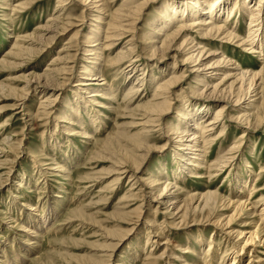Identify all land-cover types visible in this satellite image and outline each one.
<instances>
[{
    "label": "rangeland",
    "instance_id": "1",
    "mask_svg": "<svg viewBox=\"0 0 264 264\" xmlns=\"http://www.w3.org/2000/svg\"><path fill=\"white\" fill-rule=\"evenodd\" d=\"M25 1L29 3L24 5ZM28 1L0 0V61L3 58L7 59V62H0V260L13 261L17 250L22 249L19 254L23 255L27 246L33 243L34 239H31L27 231L21 229V224L29 222L31 207L38 206V211H35L38 214L36 219L41 216L47 217L49 214H52V217L42 226L45 230L43 229L39 238V249L31 251L27 258L24 256L26 258L24 264H143L150 256V251L155 253L156 257L165 252L158 264H201L203 261L199 260L200 256L207 254L206 249L213 239L215 241L213 251L216 252V256L211 264H219L223 255H225L223 264L235 262L236 255L237 264H264V234L261 239L245 242L249 234L260 225V223L256 225L257 221L264 217L261 215L262 201L257 202L264 195V121L256 123L254 129L245 124L241 125V121L239 124V120L238 122L227 120L226 133L215 140V144L209 149V158H215L222 146L227 150L233 142L244 139L239 148L241 153L238 151L229 162L230 165L215 171L217 175L213 174L215 176L212 178H208L209 173L206 175V168L197 167L195 172H200L201 178L188 175V172L182 178L187 180L186 183L181 182L185 187L186 195L188 192L200 195L210 189L217 190L220 195L233 196L234 189L237 190L233 181L234 173L238 172L239 176L249 177L248 191L242 195V199L247 200L248 206L237 214L233 213V206H224L219 202L208 215L206 211L191 210L183 220L179 217L181 213L176 214L174 221L172 215H168L165 202L155 197L159 192H156L157 189L163 187L164 183H160V186L156 185L158 188L156 190L153 188L152 194L146 195L144 200L141 191L145 185L148 186L147 191L155 186L145 183V180H149L151 174L162 171L161 167L165 162L168 163L170 175L172 168L177 164L174 158L179 152L178 143L171 142L173 139L177 140L176 135H171V132L169 135L160 133L161 129L159 130L158 127L154 128L153 139L148 140V147L144 151L136 152L139 155L135 161L137 164L144 158L138 171L135 164L131 165L130 173L126 172L125 175L122 173L117 182L113 179L121 170L116 174L108 172L120 158L121 151L130 149L129 143L134 144L130 137L134 136L139 127L121 126L127 124L126 122L134 121L133 118L141 120L145 115L144 102L152 95L155 84L162 78L153 81L155 74L160 75V68H165L167 65L176 64L177 69L181 67V70L184 67L182 62L185 58L183 55L185 49H178V54L175 52V47L166 55L158 51L152 53L145 47L146 42L149 41L147 38L152 32L151 23L157 19L160 9L167 3L190 0H151L136 24V39H138L136 42L139 45L130 56H128L129 52L128 55H123L125 58L119 55V51L133 42L129 41L133 31L116 36L114 44L105 47L100 58L85 51L89 43H97V41L86 42L89 36L94 39L100 38L104 46L109 42L105 40L107 32L111 31L107 22L108 24L112 22V14L121 6L123 0L113 2L108 0V11L104 16L101 15L103 17L101 21L97 18L99 11L92 6L87 8V5L80 0H66L63 5L58 4V0ZM21 2L23 4L19 5ZM256 3V0L252 1V4ZM245 13L234 14L233 19L230 17L228 23L232 29L238 31L241 38L247 36L249 27L248 12ZM261 14L264 16V3L261 5ZM55 16L58 19L53 20ZM53 21L56 24L52 23ZM51 23L58 26L56 31L59 33L51 43H48L44 38L53 34L51 29L46 28L47 24L51 25ZM231 23L235 24V27H232ZM96 25L100 27L98 30ZM263 27L261 31L264 30ZM194 29L190 35L195 38V42L205 46L207 50L215 51L220 47V51L222 50L244 69L257 71L261 68L264 56L259 55V51L250 52L237 40L227 41L221 36L204 39L196 28ZM77 32L79 33L76 34ZM263 37L262 32L259 38L264 39ZM160 39H163V36ZM15 43L16 45L23 43L26 47L24 53L16 58L17 60L6 55L8 51L17 49L14 48ZM39 46L42 48L37 50ZM57 52L61 55L67 53L65 55L67 61L65 59V62L57 61L56 57L59 55ZM143 64L147 66L145 70ZM87 65L91 68L98 67L99 73L102 74L100 78H105L108 84H114L119 91L116 100L111 104L112 107L101 108L96 106L95 102L89 101L86 110L77 115L80 116L83 125L89 127L87 130L92 137L88 139L80 134L70 135L73 131L69 128L76 126L65 123L64 117L70 116L68 112H72V105L76 104L77 98L84 101L89 99L86 97L88 93L82 91L84 88L79 89L76 85L80 83L81 78L89 77L88 71L83 68ZM136 66L137 68L130 75L132 77H127L129 75H125L126 71ZM55 67H60L61 70H55ZM55 72H58V75ZM36 75L42 76L38 79ZM137 76L140 79L145 76L151 84H147L146 91H139L141 93L139 98L136 96L125 98L129 87L127 82ZM47 77L50 82L46 81ZM215 80L214 78L209 83H215L217 81ZM37 81L41 84H50V89L37 86ZM100 81L102 80L98 82ZM230 81L232 79H229L225 85ZM143 87L145 88L144 85ZM181 88V85L175 88L177 94L182 95L178 97V101L173 100L172 107L165 115L167 116L166 119L164 118L165 122L176 119L174 115L182 109V105H186L189 96H192L189 99L191 101L211 105V117L215 115V108L224 103L222 100L218 101L216 97L207 100L203 95L195 99L194 92L201 87L194 76L185 79L184 91ZM253 94L255 92H251L250 99L243 98L242 102L232 101L231 105L228 104L231 109L225 110L230 111L234 116L250 114L251 121H255L264 112L258 111L256 104L254 107L247 105L249 100L258 97L252 96ZM130 100L132 102L128 104ZM188 104L190 105V101ZM126 106H129L130 110L126 109ZM245 106L246 110L243 109ZM195 109L200 108L195 107ZM93 119L96 126L91 122ZM122 130L126 132V136L119 133ZM217 133L219 134V130ZM243 133L244 136H241ZM169 137L171 140H168ZM247 160L249 162H246ZM59 164L64 168L57 169L56 165ZM64 169L70 171L69 176ZM135 171L143 181L131 185L132 188L130 184L134 181H131L133 177L131 179L129 175ZM170 179L172 180V177ZM252 190L251 198L247 199ZM131 193L135 196L122 198ZM175 193L178 195V192ZM178 196L184 197V195ZM143 201V208L137 209ZM122 204H127L125 209L128 212L123 219L118 217V212L121 211L119 207H122ZM252 211L255 212L249 214ZM152 217L162 226L161 232L150 231L152 237L150 239H156L153 247L152 241L146 244L147 232L152 229L147 230L149 227L147 219ZM229 218H231L230 223L224 225ZM240 231L244 232L243 235L237 236ZM115 243L118 244L113 247ZM179 246L189 247L186 248L188 251L185 252Z\"/></svg>",
    "mask_w": 264,
    "mask_h": 264
},
{
    "label": "bare ground",
    "instance_id": "2",
    "mask_svg": "<svg viewBox=\"0 0 264 264\" xmlns=\"http://www.w3.org/2000/svg\"><path fill=\"white\" fill-rule=\"evenodd\" d=\"M64 1L66 0H58L57 2L58 4L63 5ZM80 1H82L84 5H87V8L89 6L90 7L92 6V7H95L97 11H99V14L97 16L99 21L103 19L101 15L104 16L105 14H107L106 11H108V7H109L108 0H80ZM113 1L115 0H111V2ZM252 1L253 0H190V1L181 2V3H173V4L167 3L164 7L160 9V13L157 19L151 23L152 32L150 33L149 38H147L149 39V41L146 42L145 45L147 46L145 47H147L149 51H152V53H157L158 51V52H162L163 54H166V53L168 54L170 51H172V49H175V47H176L175 52L178 54H179L178 49L179 50L180 48H183V50L185 49L183 52L184 53L183 55H185V58L183 59V62H182V64H184V67L181 70V67L177 69L176 64H173V66L167 65L165 68H160L159 70L160 75L162 76H160L159 74L157 75L155 74V78L153 77V81L156 78H160V77L162 78L158 80V82L155 84L152 95L144 102V108L146 110L145 115L142 117L141 120H137L136 118H133L134 121L126 122L127 124L125 125L123 124V126H121V127H127V128L128 127L130 128L139 127L138 131L134 133V136L130 137V140L134 144L129 143V145H131V147H129L130 149L121 151V156L119 155L120 158L117 157L118 161H116V163L112 165V168L108 170V172L116 174V173H119L121 170L120 174H117L116 176H114L115 178L113 179V181L117 182L120 179V175L122 173L123 175H125L126 172L127 174L130 173L131 168L129 169V167L131 165L135 164V167L137 168L135 169L138 171V169L140 168V166L142 165L144 161V158L141 159L140 162L137 164L135 161L139 155H137L136 152L144 151V149L148 147V140L153 139L152 133L155 127H158L159 130L161 129L160 133L164 132V133H168L169 135V132H171V135L175 134L177 140H174V139L171 140L170 137L168 139V140H171V142L178 143L177 150H179V152L177 153V157L174 158V161L177 164L175 167L172 166L174 168L171 167L172 174L170 175L169 173L170 170L168 171V163L165 162L161 167L162 171H159V173L157 174H151L148 178L149 180L144 179L145 183L147 182V184L149 183L150 185L152 186L155 185V186L152 187V189H150L149 191H147L146 188H148V186L146 185L143 190L141 189L142 191L139 190L143 192L141 196H144L143 198L145 200L146 195H148L149 193L152 194L153 188H155L154 190H156L158 186H160V183L161 184L164 183L163 187L161 186L159 187V189H157L156 192L158 191L159 192L155 195V197H158L159 199L161 198V201L165 202L166 209L169 212L168 215L170 216L172 215L171 217L174 218V221L176 220L175 218L176 214L181 213L179 217L181 220H183L191 210L195 211L199 209L202 211H206V214L208 215L209 211L214 206H216L219 202H221L224 206H230V205L233 206V209H234L233 213H236V214L243 211L248 206L246 204L247 200L244 201L242 199L243 197L242 195L243 193H246L248 191L247 185H248L249 177H246L245 175L239 176L237 174L238 172L234 173L233 181H235L234 186H236L237 190L234 189L235 195L233 196H230V195L224 196V194L220 195L217 190L214 191L210 189L205 191L204 193H200V195H196V193L191 194L190 192H188V195H186L185 187L181 185V182L186 183L187 180L182 179V178L186 175L187 172L189 173L188 175H193L194 177L202 176L200 175V172H195L197 170L195 169V167H197L198 169L206 168L207 170L206 175L209 173L208 178L214 177L215 175H217L215 174V171L221 170L223 169V167H227L231 159L236 156V153L238 151L240 152L239 148L241 144L244 142V139H240L239 141L235 143L233 142L231 145L228 146L227 150L223 149V146H222V149L220 148L215 158H211V159L209 158L210 157L209 149L212 148V146L215 144V140L222 137L226 133V129L228 126L227 120H230V121L237 120L236 122H238L239 120V124L242 123L241 125L245 124V126L247 125L254 129L257 126L256 123H261L264 121V113H262L263 114L262 116H258L255 121L253 120L251 121L250 114L245 113L246 115L243 114V115L234 116V114H231L230 111H226L227 108L228 109L230 108L228 104H230L232 101L238 103V102H242L243 98L250 99L251 92H255V94H253L252 96H258V97L256 99L249 100L247 105H251V107L252 106L254 107V104H256L255 106L257 107V110L258 111L262 110V112H264V61L259 70L257 71L246 70L243 67H241L234 59L228 57L222 50L220 51L219 50L220 47L216 49L217 51L216 50L212 51V49L207 50L205 46H201L200 43L195 42V38L192 37V35H190L193 32L192 30L196 28V31L204 39L206 38L214 39L216 36L217 37L221 36L223 39L226 38L227 41L237 40L239 44H242L243 46L247 47L248 50H250V52L259 51V55L263 57L264 56V39L259 38V37L262 32L264 33V30L261 31V28L263 27L262 24L264 22V16H262L261 14V5H263L264 0H256L257 1L256 4H252ZM150 2L151 0H123L121 3V6L117 8L112 14V19H111L112 22H109V24L107 22V25L110 26L109 29L111 31L107 32L108 34H106L105 38L106 37L107 38L105 40H108L109 42L104 46V43H102L103 41L101 42L100 38L94 39L91 36H89V38L86 37L88 38V41L86 42L97 41V43L96 42L89 43L90 45H87V48H85V51H89V53L92 55L96 54L95 56L100 58V56L104 53V48L105 47L108 48L114 44L116 40L115 39L116 36H122L124 33L133 31L131 35L132 37L129 39V41H133V42L128 43L127 48L124 47L122 50L119 51V55H121L123 58H125L124 57L125 55H128V52H129L128 56H130V53L135 52L136 48L139 45L136 42L138 40L136 39L137 38L136 24L138 20L140 19L142 12L145 10L147 6H149ZM26 3L27 2L25 1L24 5ZM21 4H23V2L19 3V5ZM251 5H253V7H251ZM245 12H248V16H249L248 26L249 27L247 29V32H248L247 36L245 38L244 37L241 38L240 37L241 35L238 34V31L236 32L234 28L232 29L228 25V23L231 19L230 17H232L233 19L234 14L236 13L241 14ZM55 17L53 20L58 19V17L56 18ZM52 23H55V21H53ZM52 23L51 25L47 24L46 26V28H49L48 30L51 29L50 31L53 32L52 35H49L48 37L44 38V40L48 43H51L52 40H54V38L59 33L58 31H56L58 26L52 25ZM234 25L232 27H235ZM53 26L55 27L52 30ZM99 28L100 27L97 26V30ZM78 33L79 32H77L76 34ZM162 36H163V39H160ZM92 38L94 40H92ZM158 40H161V41H158ZM66 43H69V42H66ZM16 47L17 49L8 51V54L6 55L7 56L10 55L11 58L13 57L16 59L19 55L21 56V54L24 53V50H26V47L23 43L16 45L14 48ZM62 47H60L61 48L60 50L63 49ZM41 48L42 47L39 46L37 50H40ZM125 48L126 50H124ZM94 50H99L100 53L99 51H94ZM65 55H67V53ZM65 55H61V54L57 55L56 57L57 61L60 62L62 60L64 61V59L66 60ZM175 57L177 58V56ZM119 61H122V60H119ZM0 62H7V59L3 58L1 59ZM187 62L188 64H186ZM114 63L115 62H113V64ZM120 65L118 66L120 67ZM122 67H124V65ZM143 67L145 70L147 66L143 64ZM83 68L86 71H88L87 75H89V77L81 78L79 80L80 83L76 85L79 87V89L84 88L82 89V91L85 90V92L88 93L86 97H89V99L87 101L86 100L84 101L76 97L77 98V100L75 98L76 104L72 105V110H71L72 112H68L70 116H64V117H65V123L71 126H76L75 128H69L70 130L73 131L71 132L70 135L80 134L82 137H85L88 139L92 137V134L90 133V131L87 130L89 127L86 128V126L83 125L84 123L81 121L80 116H77V115H79L81 112L86 110L85 107H87V103H89V101L91 103L95 102L96 103L95 105L101 108L112 107L111 104L113 103L114 100H116L119 91L117 89L118 87H116L114 84H108L105 78H100L102 74L99 73L98 67L94 66L91 68V67H88L87 65V66H84ZM135 68H137V66L131 67L129 70L126 71L127 74L125 75H129L127 76L129 78L132 77L130 75L135 70ZM184 68L186 69L184 70ZM56 69L61 70L60 67L59 68L55 67V70ZM60 73L62 72L60 71ZM56 75H58V72L56 73ZM41 76L36 75L35 77L39 79ZM190 76H194V78L198 80L199 86L201 87L195 90L194 92L195 95L193 94L194 95L193 97L195 99L196 97L203 95L207 97V98L205 97L207 100L208 98L216 97L219 99L218 101L222 100L224 103L215 108V115L211 117L210 116L211 108H212L211 105H204V104H201L200 102L191 101L189 99L192 98V96H189L186 99L187 100L186 105H182V109H179L177 114L174 115L176 119L174 120L173 118L172 121L165 122L164 118L166 119L167 117L165 115H167V113L169 112V109L172 107L174 103L173 100L176 99V101H178L179 100L178 97L182 95V94H177L176 92L177 90H175V88L181 85L182 87L181 89H183V82L185 81L187 77H190ZM48 77L46 81L50 82L51 80H49ZM214 78L217 81L215 80L216 81L215 83L214 82L209 83L210 80L213 81ZM229 79H232V81H230L227 85H225L226 82L229 81ZM99 80H102V81L98 82ZM39 81H37L38 82L36 84L37 86L41 85L46 90L50 89L51 87L50 84L48 83L41 84ZM128 83H129V87H128L127 94L124 96L125 98L128 96L131 98L134 96H136V98H139V96L141 95L139 91L140 90H142V92L146 91L147 84L148 83L151 84L145 78V76L142 79H140L139 76H137L134 79L131 78L129 82H127V84ZM94 85H98V86L91 87ZM143 85L145 86V88L143 87ZM29 88H30V84H29ZM89 89L91 90L88 91ZM184 98L185 96L182 98V100H184ZM188 101H190V105L188 104ZM131 102L132 101L130 100L128 104ZM50 103L51 101H49V104ZM232 104H235V103H232ZM41 106H44V105H41ZM195 107H198L200 109H195ZM125 108L130 110L129 106H126ZM245 108L246 106L243 109ZM129 114L131 113L129 112ZM225 119L226 121L224 122ZM91 122L95 124L94 119ZM141 123L143 125L140 127L139 125H141ZM218 130H219V134L217 133ZM119 133H122L121 134L122 136H126V132L123 130L119 131ZM241 136H244V133ZM220 141H225V140H220ZM244 158L246 159V157ZM246 162H249V161L247 160ZM56 166H57L56 167L57 169L64 168L63 165H60V164ZM64 170L67 171V176H69L70 171L66 169ZM129 176H130L129 178L133 177V179L131 178L132 179L131 181H134L132 184H130V186L131 185L134 186L135 183L139 181L140 182L143 181L142 179H140V177H138L136 171L134 173H131ZM171 177H172V180L170 179ZM163 179L164 181H162ZM140 185L142 186L143 184L141 183ZM156 185L158 186L156 187ZM141 186L140 188H142ZM175 192H178V195H184V197L176 195ZM252 194H253V190L250 193V197L247 199H250ZM132 196H135V195L132 193L128 195L126 194L122 198L126 199ZM122 201H125V200H122ZM260 201H262V204H263V208L261 209V212H262L261 215L264 216V195L261 196V198H259L257 202H260ZM127 204L126 205L122 204V207H119V211L121 210L120 212H118L119 218L123 219L124 215H128V212L125 209ZM143 204H144V201L143 203L140 204V206H138L137 209L143 208ZM37 207L38 206L31 207V214L29 215V222H27L28 219L26 220L28 224L25 222L21 224L22 226L21 229L23 231L25 230V232L27 231L29 236H31V239H34L33 243L27 246L26 250H24L23 255L19 254V252H21L22 249L17 250L16 257L13 260L15 263L10 259H1L0 261L2 262H0V264H24V260H26V258L30 255L31 251H34L35 249L37 251V249H39V245H40L39 238L41 234L43 233V229L45 228L42 226L49 221V219L52 217V214L51 215L49 214L50 216L48 215L47 217L41 216V218L38 217L36 219V216H38L37 212H35V211H38ZM55 209L57 210V208ZM57 212L58 211H56V213ZM254 212L255 211H252L249 214H253ZM154 217L147 219V226H149L147 227V230L148 228L149 229L152 228V229L149 230V232H147L148 238H147L146 244L152 241L153 242L152 247L156 243V239H150L152 238L150 234L151 232H153V230L155 232H159V231L161 232V227H162L160 226V224L156 223V220ZM220 219L217 220L218 223L220 222ZM230 221H231V218L227 219L224 225H227L228 223H230ZM259 223L260 225H258ZM256 225H258V227L255 229L254 232L249 234V236L245 240L246 243H248L249 241L253 242L256 240V238H260V239L262 238V235L264 234V217L260 218L257 221ZM243 233H244L243 231H240L236 235L241 236L243 235ZM201 241H203V239H201ZM214 242H215L214 239L210 240L209 248L206 249L207 254L200 256L199 260L203 261L201 264H211L213 262L214 256H216L215 255L216 252L213 251ZM260 242H262V240H260ZM117 244L118 243H115L112 246L115 247V245ZM179 247L185 250V252L188 251L186 248H189V247H181V246ZM230 248L232 249V247ZM211 249H212V252H211ZM154 254L155 253H152V251H150L149 252L150 256L149 257L146 256L148 258H146L143 264H158L159 259H161L164 256L165 252H163L158 257H156ZM237 258H238L237 255L234 256L235 262L231 261V264H237ZM19 260L21 261L20 263H19ZM224 260H225V255L221 257L219 264H223ZM173 264H178V263H173Z\"/></svg>",
    "mask_w": 264,
    "mask_h": 264
}]
</instances>
